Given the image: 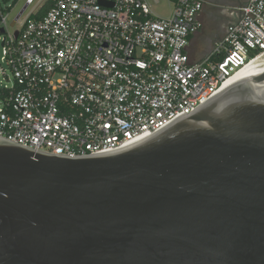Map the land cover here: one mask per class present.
<instances>
[{
	"label": "water",
	"instance_id": "water-1",
	"mask_svg": "<svg viewBox=\"0 0 264 264\" xmlns=\"http://www.w3.org/2000/svg\"><path fill=\"white\" fill-rule=\"evenodd\" d=\"M0 264H264V74L97 154L0 137Z\"/></svg>",
	"mask_w": 264,
	"mask_h": 264
},
{
	"label": "built area",
	"instance_id": "built-area-1",
	"mask_svg": "<svg viewBox=\"0 0 264 264\" xmlns=\"http://www.w3.org/2000/svg\"><path fill=\"white\" fill-rule=\"evenodd\" d=\"M47 1L26 0L11 32L16 2L0 0V137L36 151L97 154L154 134L264 56V0L195 63L186 49L205 0H175L169 17L148 0H53L35 17Z\"/></svg>",
	"mask_w": 264,
	"mask_h": 264
},
{
	"label": "crops",
	"instance_id": "crops-1",
	"mask_svg": "<svg viewBox=\"0 0 264 264\" xmlns=\"http://www.w3.org/2000/svg\"><path fill=\"white\" fill-rule=\"evenodd\" d=\"M247 1L242 3L239 0L240 7L233 11L230 9L231 0H205L199 15L202 28L191 36L186 49L191 62L201 61L213 50L214 45L226 34L228 25L240 17L241 7Z\"/></svg>",
	"mask_w": 264,
	"mask_h": 264
},
{
	"label": "rangeland",
	"instance_id": "rangeland-1",
	"mask_svg": "<svg viewBox=\"0 0 264 264\" xmlns=\"http://www.w3.org/2000/svg\"><path fill=\"white\" fill-rule=\"evenodd\" d=\"M11 1L16 2V4L10 13L8 23L10 26L9 27L10 31L15 32L16 30H18L19 26L11 27V24L14 21L15 17L19 14V12L24 7L26 0H11ZM148 1L152 4L153 10L158 16H161V17H169L170 16L171 11L173 9V0H160L159 3H155V2H153V0H148ZM33 6H34V4L26 10V12L22 16V19H24L26 17V15L29 13V11L32 9ZM1 54H2V46L0 44V55Z\"/></svg>",
	"mask_w": 264,
	"mask_h": 264
},
{
	"label": "bare ground",
	"instance_id": "bare-ground-1",
	"mask_svg": "<svg viewBox=\"0 0 264 264\" xmlns=\"http://www.w3.org/2000/svg\"><path fill=\"white\" fill-rule=\"evenodd\" d=\"M264 74V56H260L241 68L224 86V90L236 84H243L254 76Z\"/></svg>",
	"mask_w": 264,
	"mask_h": 264
},
{
	"label": "trees",
	"instance_id": "trees-1",
	"mask_svg": "<svg viewBox=\"0 0 264 264\" xmlns=\"http://www.w3.org/2000/svg\"><path fill=\"white\" fill-rule=\"evenodd\" d=\"M175 1V0H173ZM54 4V1L53 0H48L42 7L41 9L39 10V12H37V14H35V17H40L42 16L43 14H45L51 7L52 5Z\"/></svg>",
	"mask_w": 264,
	"mask_h": 264
},
{
	"label": "flooded vegetation",
	"instance_id": "flooded-vegetation-1",
	"mask_svg": "<svg viewBox=\"0 0 264 264\" xmlns=\"http://www.w3.org/2000/svg\"><path fill=\"white\" fill-rule=\"evenodd\" d=\"M237 1H239V0H237ZM241 1H242V3H243V2H245V1H247V0H241ZM240 3H241V2H240Z\"/></svg>",
	"mask_w": 264,
	"mask_h": 264
}]
</instances>
